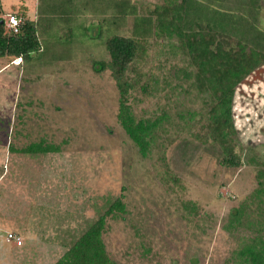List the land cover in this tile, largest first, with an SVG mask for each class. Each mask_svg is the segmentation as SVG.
<instances>
[{
    "label": "rangeland",
    "instance_id": "1",
    "mask_svg": "<svg viewBox=\"0 0 264 264\" xmlns=\"http://www.w3.org/2000/svg\"><path fill=\"white\" fill-rule=\"evenodd\" d=\"M165 1L0 0L6 33L25 14L44 42L30 62L0 57V264L55 263L117 197L124 210L104 214L101 232L115 264H239L246 238L264 234V178L254 175V160L264 164V64L234 91L237 167L205 137L206 97L175 76L186 66L176 38L152 30L125 76L136 118L168 114L145 156L117 118L110 69L92 67L109 59L107 36H133L135 16ZM196 1L204 20L212 7L240 12L243 28L264 33V0L257 11L251 0ZM40 141L57 150H23ZM234 207L242 218L228 227Z\"/></svg>",
    "mask_w": 264,
    "mask_h": 264
},
{
    "label": "trees",
    "instance_id": "2",
    "mask_svg": "<svg viewBox=\"0 0 264 264\" xmlns=\"http://www.w3.org/2000/svg\"><path fill=\"white\" fill-rule=\"evenodd\" d=\"M254 1L250 2L257 11ZM65 3L70 4L71 0H65ZM201 8L204 6L196 0H166L155 5L149 15L142 14L143 17L139 15L137 19L135 16L133 36L108 34L104 47L109 59L93 60L92 67L95 71L110 69L119 91L117 118L140 154L145 156L156 138L157 130L168 120V114L163 111L151 118H136L127 104V92L133 83L125 76L129 64L152 30L156 35L176 38L177 46L186 58V66L177 69L175 76L184 75L196 92L206 97L205 137L211 138L219 146L221 164L237 167L242 160L237 150V130L232 114L234 91L255 68L264 64V33L257 31L255 24L243 28L245 24L240 25L243 22L240 12H224L212 7L204 20L198 11ZM22 17L17 29H11L9 33L4 31L0 17V57L10 56L30 62L39 54L44 42L38 37L36 22L25 14ZM247 34L251 37L248 38ZM94 36H103L100 25ZM23 150L46 152L57 150V146L40 141L30 143ZM254 162L257 164L254 175L261 185L264 164L258 160ZM241 207H234L229 213L228 227L241 220ZM123 210L124 204L117 197L109 203L104 214ZM104 214L91 223L53 264H115L108 256L101 236ZM235 258L239 264H264V234L258 232L247 237Z\"/></svg>",
    "mask_w": 264,
    "mask_h": 264
},
{
    "label": "built area",
    "instance_id": "3",
    "mask_svg": "<svg viewBox=\"0 0 264 264\" xmlns=\"http://www.w3.org/2000/svg\"><path fill=\"white\" fill-rule=\"evenodd\" d=\"M12 19L10 20L11 28H14V30L17 29V24L20 20H18L15 16H11ZM7 236V241H15L17 245L21 244V238L15 233V232H8L6 233Z\"/></svg>",
    "mask_w": 264,
    "mask_h": 264
},
{
    "label": "crops",
    "instance_id": "4",
    "mask_svg": "<svg viewBox=\"0 0 264 264\" xmlns=\"http://www.w3.org/2000/svg\"><path fill=\"white\" fill-rule=\"evenodd\" d=\"M16 233V232H15ZM19 235V234H18ZM22 244V243H21ZM16 246V245H15Z\"/></svg>",
    "mask_w": 264,
    "mask_h": 264
}]
</instances>
